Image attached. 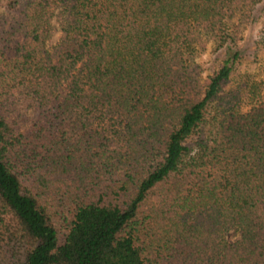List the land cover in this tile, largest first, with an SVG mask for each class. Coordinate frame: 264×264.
Wrapping results in <instances>:
<instances>
[{
  "label": "trees",
  "instance_id": "obj_1",
  "mask_svg": "<svg viewBox=\"0 0 264 264\" xmlns=\"http://www.w3.org/2000/svg\"><path fill=\"white\" fill-rule=\"evenodd\" d=\"M260 1L0 0V264H264Z\"/></svg>",
  "mask_w": 264,
  "mask_h": 264
},
{
  "label": "rangeland",
  "instance_id": "obj_2",
  "mask_svg": "<svg viewBox=\"0 0 264 264\" xmlns=\"http://www.w3.org/2000/svg\"><path fill=\"white\" fill-rule=\"evenodd\" d=\"M234 26V41L217 47L213 41H206L203 48H200L196 60L203 68V76H207L217 70L228 54L237 52L234 61L233 71L230 74L228 86L232 87L241 81H256L260 84V92L264 96V0L257 3L252 9L249 17L241 21L235 15L231 19ZM59 37L57 29L54 30L51 38L46 42L47 47L54 45ZM249 106L243 105L242 109L247 110Z\"/></svg>",
  "mask_w": 264,
  "mask_h": 264
}]
</instances>
